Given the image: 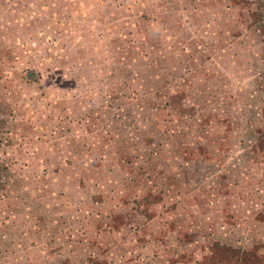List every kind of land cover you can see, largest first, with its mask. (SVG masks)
I'll list each match as a JSON object with an SVG mask.
<instances>
[{
  "label": "rangeland",
  "instance_id": "obj_1",
  "mask_svg": "<svg viewBox=\"0 0 264 264\" xmlns=\"http://www.w3.org/2000/svg\"><path fill=\"white\" fill-rule=\"evenodd\" d=\"M0 264H264V0H0Z\"/></svg>",
  "mask_w": 264,
  "mask_h": 264
}]
</instances>
